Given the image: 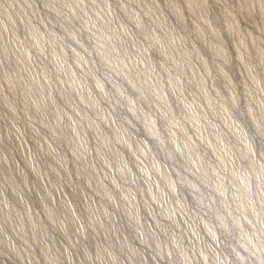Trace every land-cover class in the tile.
<instances>
[{"label": "rangeland", "instance_id": "obj_1", "mask_svg": "<svg viewBox=\"0 0 264 264\" xmlns=\"http://www.w3.org/2000/svg\"><path fill=\"white\" fill-rule=\"evenodd\" d=\"M0 264H264V0H0Z\"/></svg>", "mask_w": 264, "mask_h": 264}, {"label": "bare ground", "instance_id": "obj_2", "mask_svg": "<svg viewBox=\"0 0 264 264\" xmlns=\"http://www.w3.org/2000/svg\"><path fill=\"white\" fill-rule=\"evenodd\" d=\"M27 60L23 57L21 59V66L23 67V69H26L27 68ZM33 80V78H31Z\"/></svg>", "mask_w": 264, "mask_h": 264}]
</instances>
